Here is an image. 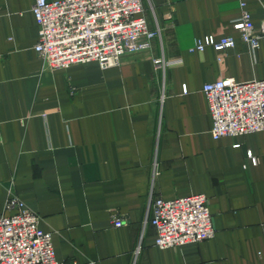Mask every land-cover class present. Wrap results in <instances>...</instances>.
<instances>
[{"label": "crops", "instance_id": "0c3cea01", "mask_svg": "<svg viewBox=\"0 0 264 264\" xmlns=\"http://www.w3.org/2000/svg\"><path fill=\"white\" fill-rule=\"evenodd\" d=\"M33 2L0 0V214L10 188L62 262L264 264V129L214 139L202 92L264 81V42L233 28L240 3L257 28L264 0H141L148 50L55 70L33 48ZM205 36L234 45L191 50ZM198 193L213 236L156 247L152 201Z\"/></svg>", "mask_w": 264, "mask_h": 264}, {"label": "built area", "instance_id": "2783aa9c", "mask_svg": "<svg viewBox=\"0 0 264 264\" xmlns=\"http://www.w3.org/2000/svg\"><path fill=\"white\" fill-rule=\"evenodd\" d=\"M31 12L37 24L34 51L49 69L96 61L101 68L115 66L128 53L148 50L158 29H148L141 0H34ZM239 39L249 49L264 42V19L256 28L240 3L239 16L233 21ZM234 45L231 36L215 40L197 39L191 50L210 46L222 51ZM162 66L161 59L154 60ZM183 91L185 89L183 88ZM210 134L214 139L226 135H244L264 129V81H236L225 77L204 83ZM251 157L250 152H247ZM150 222L156 230L158 248L199 242L214 234L208 199L191 194L152 201ZM0 214V264H77L56 260L51 233L38 226V216L9 188ZM122 221L115 218L114 226Z\"/></svg>", "mask_w": 264, "mask_h": 264}]
</instances>
